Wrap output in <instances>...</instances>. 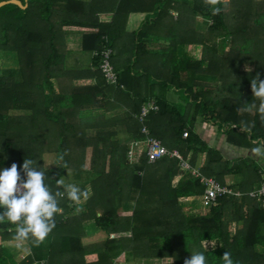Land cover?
<instances>
[{"label": "trees", "instance_id": "1", "mask_svg": "<svg viewBox=\"0 0 264 264\" xmlns=\"http://www.w3.org/2000/svg\"><path fill=\"white\" fill-rule=\"evenodd\" d=\"M20 1L26 6L0 7V170L16 163L25 180L22 165L32 159L53 193L56 181L69 175L81 189L88 184L91 194L79 204L58 198L55 228L39 246L24 241L30 253L19 264H154L141 260L163 258L171 261L162 264H184L194 252H203L206 264H224L226 251L233 264H264V203L247 195L260 184V163L229 160L196 130L197 120L212 121L232 145L250 148L264 141V115L251 89L257 75L264 80V0H99L98 9L112 6L113 16L100 22L96 11L92 24L87 16L80 21L66 0ZM131 12L149 15L131 32L134 62L117 70L113 32ZM66 25L84 28L80 43L82 51H92L91 66H65ZM189 44L201 46L198 59L178 55V47ZM104 45L112 49L116 84L106 82L93 55ZM141 55L147 63H161L157 74L137 69ZM9 56L12 62H4ZM244 61L254 68L241 70ZM123 75L149 80L145 93L127 87ZM186 75H193L191 81ZM77 79L93 83L75 85ZM168 92L180 100L172 101ZM149 100L157 109L141 119ZM250 103L257 107L243 110ZM147 137L176 150L189 168L181 169L172 156L149 162L142 153L130 160L128 141ZM48 152L55 155L54 167L43 164ZM226 176L236 177L227 185L240 195L219 196L199 212L180 203L199 199L203 178L224 184ZM87 222L103 233L101 241L82 242ZM15 229L0 224V264H17L8 246L17 242ZM204 241L216 244L205 248ZM91 253L95 261L85 258Z\"/></svg>", "mask_w": 264, "mask_h": 264}, {"label": "clouds", "instance_id": "2", "mask_svg": "<svg viewBox=\"0 0 264 264\" xmlns=\"http://www.w3.org/2000/svg\"><path fill=\"white\" fill-rule=\"evenodd\" d=\"M216 2L217 0H205V3ZM215 11L218 13L220 9L216 8ZM251 89L254 97L260 100L258 111L264 115V80H260L259 75L251 81ZM256 107L255 103H250L243 110L251 111ZM252 153L257 158L264 159V141H259ZM33 165L32 159L24 160L22 171L25 180H22L16 163L0 170V208L4 209L0 212V224L7 221L16 226L13 239L18 246L26 240H32L35 246H39L52 232L55 228L54 217L60 211L58 198L62 199L66 195L76 204L82 198H88L86 189H81L76 184L65 185L62 179L56 181L57 191L53 193L45 184V172ZM222 259L224 264H233L231 254L227 251ZM184 264H206V257L203 252H194L185 259Z\"/></svg>", "mask_w": 264, "mask_h": 264}, {"label": "crops", "instance_id": "3", "mask_svg": "<svg viewBox=\"0 0 264 264\" xmlns=\"http://www.w3.org/2000/svg\"><path fill=\"white\" fill-rule=\"evenodd\" d=\"M70 2V6H72V10L74 11V15L80 14L78 18L80 21L82 20L81 17L87 16V20L90 21V24L94 22L95 12L98 13V17L100 22H106L109 23L112 19V10L111 7L108 9H98L99 8V0H66ZM113 2V0H112ZM102 4V3H101ZM106 4V3H105ZM114 4V2H113ZM77 5L83 6V10H77L74 9L77 7ZM100 11V12H99ZM147 12H131L126 16V23L125 26L116 32H113L115 39H113V56L112 61L115 65V68L117 70L123 69L126 66L131 65V62H134V50H133V43H132V34L131 32L136 31L138 28H140L143 23L148 18ZM96 29V28H95ZM62 31L66 32V46H67V53H66V61L65 66L69 69H73L76 71H79L82 68H86L88 66H91V58H92V51L84 50L82 51V43H80V38L82 37V34L85 32L84 28L78 26V25H66L62 27ZM161 41H159L160 43ZM164 43V42H163ZM178 51V49H177ZM146 59L143 57V55L139 56V60L137 62V69L140 71L142 69H151L153 71L158 70L161 68V63L156 60V58L153 59V61L147 63L145 61ZM140 72H138V75ZM125 78V85H128L132 91H138L140 93H145L147 82L150 83V81L146 80L143 77H140V81L138 82L136 79H131L128 75H123ZM131 79V80H130ZM93 83V79H77L74 80L75 85L79 84H91ZM168 98H170L172 101H179V99H176V93L168 92ZM121 111V110H119ZM200 120H197V125L199 124ZM203 125H200L199 134L200 136L210 145L214 146L217 149H219L223 155L228 158L229 160H236L241 157H250L255 159L256 161H259V158H257L252 153L253 148H244V147H238L235 145H232L226 141V136L224 133L221 132L219 127H213L214 123L212 121L204 122ZM204 126V128H203ZM134 141L130 139L128 141L129 149L132 147V143ZM253 143L257 144L256 140L252 141ZM257 146V145H256ZM255 147V146H254ZM134 148V147H133ZM139 149L136 148L135 153H137ZM53 163V162H52ZM260 174L263 171L264 173V159L263 163H261L260 166ZM227 177V176H226ZM231 180L234 182L236 180V177L229 176ZM178 178L174 179V182ZM262 179V178H261ZM225 185L228 184L227 179ZM233 184V183H232ZM256 187V186H255ZM192 198V197H187ZM214 242V241H212ZM30 253V251H29ZM45 259V258H41ZM39 260V259H37ZM39 262V261H38Z\"/></svg>", "mask_w": 264, "mask_h": 264}, {"label": "built area", "instance_id": "4", "mask_svg": "<svg viewBox=\"0 0 264 264\" xmlns=\"http://www.w3.org/2000/svg\"><path fill=\"white\" fill-rule=\"evenodd\" d=\"M93 55L99 57L98 68L101 71L106 82L109 84H116L118 82V74L111 62L112 49L109 46L104 45L101 49L93 51ZM156 109L157 106L154 100H149L141 107L140 118L142 119L147 116L149 110ZM141 131L144 133L147 132L144 127H142ZM183 136H187V130L183 132ZM136 148L139 149L137 153H135ZM142 153H145V155H147L149 162H153L164 156L177 157L179 159V166L181 169L189 168L187 160L182 159L181 155L176 150H172L171 152L168 151V149L162 144L160 139L155 137H147L142 140L134 141L132 143V147L128 151V156L130 160L136 161ZM261 175L262 179L260 181V184L248 191L247 195L264 203L263 171L261 172ZM202 183L204 185V191L199 196V200L204 207H209L210 205L214 204L216 198L224 194L240 195L239 191L230 188L228 185L222 184L212 177L203 178ZM38 263L46 264L44 261H39Z\"/></svg>", "mask_w": 264, "mask_h": 264}, {"label": "rangeland", "instance_id": "5", "mask_svg": "<svg viewBox=\"0 0 264 264\" xmlns=\"http://www.w3.org/2000/svg\"><path fill=\"white\" fill-rule=\"evenodd\" d=\"M171 13L175 16L176 13H174L173 11H171ZM198 19H200L199 21H201V17L198 16ZM200 51H201V46L200 45H197V44H189V45H184V46H179L178 47V55L180 56H185V57H188V58H194V59H198L199 56L201 55L200 54ZM163 58V57H162ZM12 59L13 57L12 56H9L7 59H4V62L7 60H10L9 62L7 63H10L12 62ZM240 68L241 70L243 71H249L247 69H250L252 70L254 68V63L251 62V61H244L240 64ZM159 70V69H158ZM158 70H155V74L158 73ZM193 76V75H192ZM192 76L190 75H186V78L187 79H192ZM176 99H179L180 100V97L181 96H178L176 95ZM214 123V122H213ZM205 126V123L204 122H200L198 124V126L196 127V130L199 132L200 130V125H203ZM217 124L214 123L213 127H217L216 126ZM203 126V128H204ZM199 129V130H198ZM256 147V146H255ZM251 148H254V146H252ZM54 153L52 152H48V153H45L43 155V164L46 168H49V167H54ZM258 161V160H257ZM53 162V163H52ZM260 163V166H261V163H263V159L262 158H259V161ZM262 175L260 174V177ZM69 175L67 177H65V179L63 180L65 183L67 184H74L73 182H71L69 180ZM235 177V176H234ZM227 179V182L228 184H231V183H234L231 178L229 176H227L225 178V180ZM85 189L87 190L88 192V195L91 194L90 193V186L87 184L85 186ZM82 200H80V202H82ZM180 203L184 206L185 210H191V211H203L204 210V206L200 203V200L199 199H194V200H191L189 198H181L180 199ZM90 222H87L85 225H86V234L83 236L82 238V242L85 244V245H92L94 244L95 242H99L101 241V238H103V233L102 232H99L94 226H90L89 224ZM234 226V225H233ZM112 237V235L110 236ZM95 241V242H94ZM216 244V242H212V241H204L202 243L203 247L205 248H208V247H212ZM9 248L12 250L13 252V256H14V259H16V262L17 264H19L21 261H25L26 260V256L29 254V248L25 245V244H20L18 246V243L17 242H9L8 244ZM96 257L97 255L91 253V254H86L85 255V258L88 260V261H95L96 260ZM38 261H43V260H33L32 263L30 264H39ZM146 261H151L152 263H156V264H162V263H165V262H170L171 259H153V260H141V262H146Z\"/></svg>", "mask_w": 264, "mask_h": 264}, {"label": "water", "instance_id": "6", "mask_svg": "<svg viewBox=\"0 0 264 264\" xmlns=\"http://www.w3.org/2000/svg\"><path fill=\"white\" fill-rule=\"evenodd\" d=\"M7 3H15L19 6H26V3L24 5L21 4V1L20 0H2L0 1V7L3 6L4 4H7Z\"/></svg>", "mask_w": 264, "mask_h": 264}]
</instances>
